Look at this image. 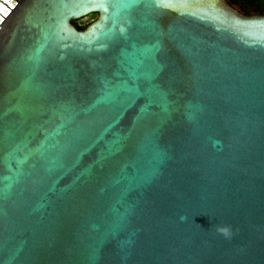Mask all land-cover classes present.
<instances>
[{
	"label": "water",
	"instance_id": "95a60500",
	"mask_svg": "<svg viewBox=\"0 0 264 264\" xmlns=\"http://www.w3.org/2000/svg\"><path fill=\"white\" fill-rule=\"evenodd\" d=\"M0 24V264H264V14L20 0Z\"/></svg>",
	"mask_w": 264,
	"mask_h": 264
},
{
	"label": "trees",
	"instance_id": "16d2710c",
	"mask_svg": "<svg viewBox=\"0 0 264 264\" xmlns=\"http://www.w3.org/2000/svg\"><path fill=\"white\" fill-rule=\"evenodd\" d=\"M230 2L236 7H238L244 14H264V0H230ZM87 16L91 17L86 20H84L85 17L73 20V23L79 29H84L99 18L98 13H92Z\"/></svg>",
	"mask_w": 264,
	"mask_h": 264
},
{
	"label": "built area",
	"instance_id": "2783aa9c",
	"mask_svg": "<svg viewBox=\"0 0 264 264\" xmlns=\"http://www.w3.org/2000/svg\"><path fill=\"white\" fill-rule=\"evenodd\" d=\"M18 1H20V0H0V23L11 12V10L16 6ZM1 27H2V25L0 24V28Z\"/></svg>",
	"mask_w": 264,
	"mask_h": 264
},
{
	"label": "snow or ice",
	"instance_id": "6c2138e0",
	"mask_svg": "<svg viewBox=\"0 0 264 264\" xmlns=\"http://www.w3.org/2000/svg\"><path fill=\"white\" fill-rule=\"evenodd\" d=\"M58 2H64V0H58ZM124 29H121V32H123Z\"/></svg>",
	"mask_w": 264,
	"mask_h": 264
},
{
	"label": "rangeland",
	"instance_id": "374dc122",
	"mask_svg": "<svg viewBox=\"0 0 264 264\" xmlns=\"http://www.w3.org/2000/svg\"><path fill=\"white\" fill-rule=\"evenodd\" d=\"M91 16H86L85 18H84V20H86V19H88V18H90Z\"/></svg>",
	"mask_w": 264,
	"mask_h": 264
}]
</instances>
